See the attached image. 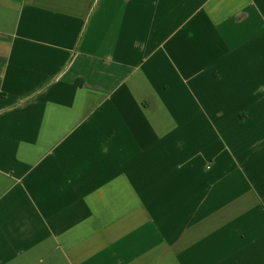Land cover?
Returning <instances> with one entry per match:
<instances>
[{
	"label": "crops",
	"instance_id": "obj_1",
	"mask_svg": "<svg viewBox=\"0 0 264 264\" xmlns=\"http://www.w3.org/2000/svg\"><path fill=\"white\" fill-rule=\"evenodd\" d=\"M0 264H264V0H0Z\"/></svg>",
	"mask_w": 264,
	"mask_h": 264
}]
</instances>
